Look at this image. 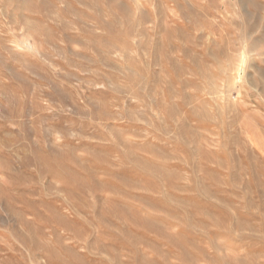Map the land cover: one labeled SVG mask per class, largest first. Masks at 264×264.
Wrapping results in <instances>:
<instances>
[{
    "label": "rangeland",
    "instance_id": "rangeland-1",
    "mask_svg": "<svg viewBox=\"0 0 264 264\" xmlns=\"http://www.w3.org/2000/svg\"><path fill=\"white\" fill-rule=\"evenodd\" d=\"M0 264H264V0H0Z\"/></svg>",
    "mask_w": 264,
    "mask_h": 264
}]
</instances>
